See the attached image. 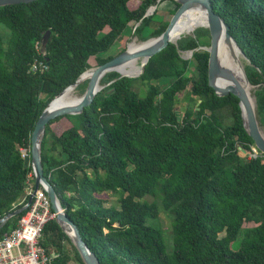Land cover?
<instances>
[{
	"label": "trees",
	"instance_id": "16d2710c",
	"mask_svg": "<svg viewBox=\"0 0 264 264\" xmlns=\"http://www.w3.org/2000/svg\"><path fill=\"white\" fill-rule=\"evenodd\" d=\"M161 1L0 6V217L28 197L22 195L32 170L20 149L29 155L41 110L89 68L90 57L96 65L113 57L100 55L124 29L138 40L157 36L167 24L151 27ZM169 1L172 14L178 5ZM209 1L243 53L264 129V0ZM208 41L207 28L197 27L148 57L136 77L106 72L80 113L44 125L43 175L99 264H264V154L256 149L249 156L254 144L237 97L218 96L207 84V52L196 48ZM189 50V58L180 56ZM86 82L74 89L82 94ZM61 117L70 125L55 134L51 124ZM102 194H115L116 204ZM159 207L168 230L157 223ZM22 212L2 224L0 238ZM38 243L53 253V264H83L54 218L43 224Z\"/></svg>",
	"mask_w": 264,
	"mask_h": 264
},
{
	"label": "water",
	"instance_id": "95a60500",
	"mask_svg": "<svg viewBox=\"0 0 264 264\" xmlns=\"http://www.w3.org/2000/svg\"><path fill=\"white\" fill-rule=\"evenodd\" d=\"M30 1L33 0H0V6L17 4V3H27ZM173 1L178 6L171 14L165 28L157 36L143 40V42L146 43L143 45V47H141L140 49L134 52L128 51L126 46V48L123 49L118 54L114 55L113 57L109 58L108 60L100 64L95 65L93 68H90L91 71L87 72V75H86V71L88 69L81 72L74 80V82L68 85L74 87L82 80L87 79L84 91L82 92L81 97L78 99V101L71 104H54V100L60 95V93L62 92L61 90L58 94L52 97L50 101L45 105V107L41 110L30 132L29 155L24 156V165H26L27 161H29V164L31 166L32 176L34 178V188L32 194L37 189L38 186L44 187L49 200L50 208L54 212V220L69 238L70 242L72 243L77 253L79 254V257L83 264H99V263L96 256L88 250L86 244L81 239L76 226L68 219V217L63 212V209L60 207L58 203L53 188L51 187L50 183L43 175L42 165L40 162V139L44 131V125L47 123V121L53 119L56 116L65 115V114L72 115V114L80 113L83 107L89 105L94 94L103 87V85L98 84V81L106 72H110V71L117 72L116 70H114V67L126 61L130 57L144 56L145 61L141 64L140 71L138 74L134 76H129V75H122L119 72H117L119 76H126V77L138 76L142 71L143 65L147 61L148 57H150L154 53L164 48L168 42L176 44V40L179 37L175 41H172L170 40L168 33L171 27L173 26V24L178 19V17L184 11L192 7H200L204 10L206 23L200 26L207 28L209 41H208V45L199 46L196 49L202 48L207 52V64H206L207 84L213 89L214 93L218 96H224L230 93L237 97L243 127L246 130L247 134L253 140V144H254L253 151H256L257 149L261 154H264V136H262L259 131V125L255 116V112L249 102L247 94L244 90V86L237 82V80L234 78L230 70L221 66L218 62L217 49H218V41L221 36L224 42L228 44L231 43L238 52L239 56H241L244 59L242 51L239 49L235 41L231 38V36L227 32V25L219 15L213 12L209 0H173ZM153 9L154 7L148 9L144 13V15H148ZM48 33L49 31L46 30L41 36L40 52L42 55L44 54V48L48 39ZM188 53L191 54V50H189ZM181 57L186 59V57L184 56ZM236 61L239 62V67L241 70V75L244 83L252 87V85L249 83L245 75L243 64H241L240 62V57ZM253 100L255 105L254 96H253ZM32 194L28 195L25 203L3 214L0 217V227L9 217L21 212L26 207V205L30 202Z\"/></svg>",
	"mask_w": 264,
	"mask_h": 264
},
{
	"label": "built area",
	"instance_id": "2783aa9c",
	"mask_svg": "<svg viewBox=\"0 0 264 264\" xmlns=\"http://www.w3.org/2000/svg\"><path fill=\"white\" fill-rule=\"evenodd\" d=\"M35 66L32 63L30 69L34 70ZM20 152L25 156L23 149ZM255 153L253 151L249 156ZM25 189V195L32 194L33 189L29 186ZM50 218H54V212L50 211L44 187L38 186L15 226L0 238V264H53V253H48L38 243L42 226Z\"/></svg>",
	"mask_w": 264,
	"mask_h": 264
},
{
	"label": "bare ground",
	"instance_id": "6f19581e",
	"mask_svg": "<svg viewBox=\"0 0 264 264\" xmlns=\"http://www.w3.org/2000/svg\"><path fill=\"white\" fill-rule=\"evenodd\" d=\"M206 23V17L204 10L200 7H192L184 11L176 20V22L171 27L168 36L170 40L175 41L178 37L185 33L192 32L193 29L198 25H204ZM146 42H135L131 41L127 45V49L130 52L137 51ZM217 58L221 66L230 70L237 82L244 86V90L247 94L251 106L255 107L253 96L251 94L250 86L244 83L241 75V70L239 67V62L236 60L239 59V54L231 43L224 42L222 36L218 41L217 49ZM145 61L144 56H133L127 59L126 61L116 65L114 70L119 72L122 75L134 76L139 73L141 64ZM91 69L86 71L90 72ZM85 77V76H84ZM73 86H68L62 90L60 95L54 100V104H71L78 101L81 95L73 94ZM258 113V112H257ZM259 131L262 136H264V129L259 126Z\"/></svg>",
	"mask_w": 264,
	"mask_h": 264
},
{
	"label": "rangeland",
	"instance_id": "374dc122",
	"mask_svg": "<svg viewBox=\"0 0 264 264\" xmlns=\"http://www.w3.org/2000/svg\"><path fill=\"white\" fill-rule=\"evenodd\" d=\"M130 6H131V4H130ZM173 7H174V4L169 0H163L161 2H157V6L155 7V11H154V14L152 16L151 27L153 28V27L157 26L158 24H161L165 21H168L170 16H171V9ZM197 27H201V26L198 25L195 28H197ZM191 33L192 32H189V33H185L183 35L191 34ZM132 40L135 42H142L143 41V40L136 39V37H134V36H131V34L129 33V31L126 28L123 30L121 35L114 41L113 45L108 49V51L104 52L100 56L101 57H104L106 55L114 56V55L118 54L119 52H121V49H125L126 46L128 45V43L131 42ZM179 53L181 56H184L186 58L190 57V54L188 53V51H183V52H179ZM239 57H240L241 64H243L244 59L241 56H239ZM88 63H89L88 69L93 68L96 65L93 57H90L88 59ZM191 69H192V62H190L189 66H188L187 73H190ZM139 90L141 91V89H139ZM250 90L252 91L253 87H251ZM73 94L81 95L75 89H73ZM176 106H177V109L179 110V112H181L182 109L184 108V103L183 102L180 103L179 99H178V101L176 102ZM69 125H70V121L65 117H61L51 124V129L55 134H59L61 130H63L64 128H67ZM102 195L106 196L104 194H102ZM115 196H116L115 194H109L108 196H106V198L108 200L107 204H116V197ZM145 198L147 200H151V197L146 196ZM160 208L161 207H159V216L157 219L158 220L157 223L159 224V226L163 230H168L170 220H169L168 216L165 214V212ZM69 264H77V263L76 262H70Z\"/></svg>",
	"mask_w": 264,
	"mask_h": 264
},
{
	"label": "crops",
	"instance_id": "0c3cea01",
	"mask_svg": "<svg viewBox=\"0 0 264 264\" xmlns=\"http://www.w3.org/2000/svg\"><path fill=\"white\" fill-rule=\"evenodd\" d=\"M34 185V178H33V176L32 177H29V181H28V185H27V187L29 186L30 188H31V186H33ZM26 187V188H27ZM34 188V187H33ZM32 189V188H31ZM27 193V189H24V192H23V195L22 196H24L25 194Z\"/></svg>",
	"mask_w": 264,
	"mask_h": 264
}]
</instances>
